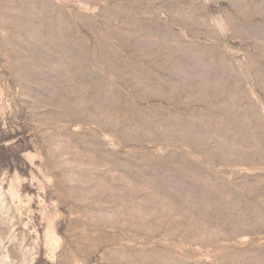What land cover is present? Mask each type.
Segmentation results:
<instances>
[{"label": "rangeland", "instance_id": "374dc122", "mask_svg": "<svg viewBox=\"0 0 264 264\" xmlns=\"http://www.w3.org/2000/svg\"><path fill=\"white\" fill-rule=\"evenodd\" d=\"M0 264H264V0H0Z\"/></svg>", "mask_w": 264, "mask_h": 264}]
</instances>
